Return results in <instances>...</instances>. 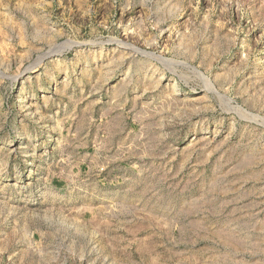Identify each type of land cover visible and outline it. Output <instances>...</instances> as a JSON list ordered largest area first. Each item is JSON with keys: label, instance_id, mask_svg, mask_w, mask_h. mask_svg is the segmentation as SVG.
<instances>
[{"label": "rangeland", "instance_id": "1", "mask_svg": "<svg viewBox=\"0 0 264 264\" xmlns=\"http://www.w3.org/2000/svg\"><path fill=\"white\" fill-rule=\"evenodd\" d=\"M0 264H264V0H0Z\"/></svg>", "mask_w": 264, "mask_h": 264}, {"label": "crops", "instance_id": "2", "mask_svg": "<svg viewBox=\"0 0 264 264\" xmlns=\"http://www.w3.org/2000/svg\"><path fill=\"white\" fill-rule=\"evenodd\" d=\"M99 139V142H102V141H105L106 139H108V135L104 134V135H101L100 138H97ZM81 160L79 163H77L78 167L76 168V171L73 173L75 175H78L80 173H83L82 175H85V172H88L90 170V168L92 167V160L94 159V156L86 151V152H83V154L80 156ZM60 164L63 166L65 165V167L68 165L67 161H64L63 162H60ZM71 168H72V165H70ZM74 168H72L73 170ZM88 170V171H87ZM57 181H60L61 178H58L56 179Z\"/></svg>", "mask_w": 264, "mask_h": 264}, {"label": "bare ground", "instance_id": "3", "mask_svg": "<svg viewBox=\"0 0 264 264\" xmlns=\"http://www.w3.org/2000/svg\"><path fill=\"white\" fill-rule=\"evenodd\" d=\"M27 176V175H26Z\"/></svg>", "mask_w": 264, "mask_h": 264}]
</instances>
